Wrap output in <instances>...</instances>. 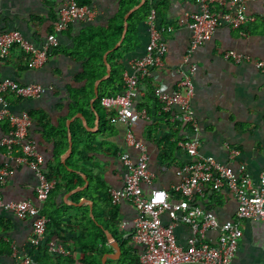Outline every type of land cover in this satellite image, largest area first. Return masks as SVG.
I'll return each instance as SVG.
<instances>
[{
	"label": "crops",
	"instance_id": "crops-1",
	"mask_svg": "<svg viewBox=\"0 0 264 264\" xmlns=\"http://www.w3.org/2000/svg\"><path fill=\"white\" fill-rule=\"evenodd\" d=\"M63 1L65 0H0V30H18L31 42L40 45L46 34L52 32L53 22ZM120 1L92 0L91 5L95 11L93 18L87 22L75 20L67 29L57 33L59 46L49 53L41 67L33 68L25 63L22 52L17 47L11 49L8 57L0 59V80L9 78L21 84L38 83L45 88L44 94L37 99L7 95L14 112L25 111L28 115L32 114V117L29 115L31 125L28 134L37 142L38 149L44 157V169L51 165L55 150L58 148L55 140L45 135L50 127L61 125L66 129L67 147L60 156L61 162L68 149L69 135L72 139L73 124L82 129V137H85V134L93 135L91 143L85 140L80 144L84 156L89 158L88 161L78 164L80 171L77 173L82 177L83 184L60 194L57 198L58 203L64 202L68 206L87 204L91 217L93 201L81 197L78 202H74L70 196L87 188L90 177L102 181L107 189L121 187L124 167L119 155L122 152H129L136 157L137 151L126 145L124 141L126 127L123 123H110L108 116L111 112L104 109L100 103H97L99 110H95L94 103L97 98L93 100L94 85L93 96L88 104L83 105L84 110L70 113L71 99L67 89L84 85V82H76V76L83 71L84 61L67 52L74 47V38L85 27L106 28L119 11ZM145 1L125 0V3L132 5L123 17V29L126 25L125 34L129 15ZM245 2L247 11L258 17L255 21L238 28L218 27L210 40L192 52L191 31L182 17L185 12L197 9V1L158 0L156 3L157 23L171 26L173 29L164 34L167 53L163 58V64L154 66L150 74L139 82L141 93L137 98V108H145L148 117L135 119L131 129L147 149L149 168L154 174L149 186L166 190L173 199L178 197L173 190L180 180L178 169L189 160L176 145L175 140L184 135L189 136L191 132L169 120L170 114L161 111L152 91L156 88L175 90L181 76L178 70L191 63L197 66L191 106L198 127V137L201 140L199 153L230 165L235 171L242 168L250 175L254 185L260 182L259 173L264 169V71L254 65V60L264 62V23L260 20V17L264 18V0ZM147 18L148 15L137 22L136 32L132 37L134 44L120 59L124 65L123 75L129 71L133 59L145 54V46L149 40ZM113 47L106 51L107 56L115 50ZM227 50L245 54L250 60L235 63L225 59L223 54ZM106 52L103 54V60ZM102 118H105L103 127ZM8 128L7 120H0V139L7 133ZM230 148H237L239 151L233 159L229 158ZM6 157L4 149L0 147V167ZM35 185L36 177L33 171L22 166L16 167L1 186L2 197L4 200L36 202ZM80 187L83 188L74 190ZM84 199L90 201L91 205L88 201L82 202ZM195 202L204 209L212 210L219 221L233 219L238 205L235 197L227 189L213 190L208 186H204L201 194L195 195ZM111 207L118 213L116 220L118 233L126 237L133 230V220L137 213L134 207L125 201L116 205L111 204ZM162 219L165 224L168 223L166 214L162 215ZM64 220L66 221V218ZM32 224L30 217L20 219L11 212L0 211V264H16L26 255L31 256L30 253L36 248L29 244ZM241 229L242 237L239 239L231 264H264V219H245L241 223ZM104 232L107 238L106 232L109 231ZM187 235L186 226L178 225L176 228L178 242L186 243ZM206 235L208 241L214 243L218 240L219 232L208 231ZM130 243L132 244L131 240ZM136 248L138 255L140 248L137 246ZM73 256L78 258L77 254ZM75 264L81 263L76 260Z\"/></svg>",
	"mask_w": 264,
	"mask_h": 264
},
{
	"label": "built area",
	"instance_id": "built-area-1",
	"mask_svg": "<svg viewBox=\"0 0 264 264\" xmlns=\"http://www.w3.org/2000/svg\"><path fill=\"white\" fill-rule=\"evenodd\" d=\"M196 1L197 9L185 12L182 17L191 31L190 52L210 40L218 27L238 28L258 18L247 11L245 0ZM157 2L158 0H149V40L145 46V54L130 62L129 71L123 75L122 91L100 99V105L111 112L108 116L109 122H121L125 125L124 141L127 146L137 151L136 157L129 152L119 155L124 167L123 183L121 187L108 188L110 202L113 205L128 202L137 213L133 220V230L127 235L130 236L132 244L140 248L138 261L134 264H231L242 237V221L264 219V169L259 173V184L254 185L250 175L242 168L235 171L230 165L199 153L201 140L191 106L197 66L191 63L178 70L181 76L175 90L156 88L152 91L161 111L170 114L169 120L191 132L189 136L184 135L175 140L179 149L189 157V160L179 167L180 180L173 187L178 198L173 199L162 188L149 186L154 174L149 168L147 149L131 129L135 119L148 117L145 108H137V98L141 93L139 82L150 74L154 66L163 64L167 53L164 34L173 29L171 26L157 23ZM94 13L92 5H79L76 0L63 1L53 22L52 32L46 34L40 45L31 42L18 30H0V59L8 57L11 49L17 47L21 50L25 63L33 68L41 67L49 53L59 46L57 33L67 29L75 20L90 21ZM260 20L264 23V18L260 17ZM223 57L235 63L250 60L247 55L235 50L225 51ZM254 65L264 71L262 60H254ZM44 92L45 88L38 83L21 84L9 78L0 80V120H7L9 125L7 133L0 139V147L7 156L0 167V211L11 212L20 219L32 218L29 244L33 247L46 240V225L49 219L42 212L43 203L47 200L55 181L47 177L44 157L37 142L29 137L31 119L28 113L14 112L7 95L37 99ZM238 154L237 148L229 149L230 159ZM21 166L33 171L36 177V202L4 200L2 197L1 186L6 177L14 168ZM204 186L213 190L225 188L235 197L238 205L233 219L219 221L212 210L196 204L195 195L201 194ZM164 214L168 217L167 224L162 219ZM180 224L188 230L184 244L179 243L176 236V228ZM208 231L219 232L216 242L208 241ZM46 248L58 255L70 254L61 243L53 239L46 242ZM16 264L38 263L33 257L26 255Z\"/></svg>",
	"mask_w": 264,
	"mask_h": 264
},
{
	"label": "trees",
	"instance_id": "trees-1",
	"mask_svg": "<svg viewBox=\"0 0 264 264\" xmlns=\"http://www.w3.org/2000/svg\"><path fill=\"white\" fill-rule=\"evenodd\" d=\"M76 1L79 5H91L92 2V0ZM120 6L116 16L106 28L85 27L82 29L74 38V47L67 52L84 61L82 73L76 76V82H84V85L67 89L71 99L70 113L84 110L83 105L88 104L89 99L93 96L94 82L105 74L106 65L103 54L119 40L123 30L124 14L132 5L121 0ZM149 8V0H146L140 8L129 15L128 29L121 45L108 54L107 63L111 66V73L99 84L98 97L94 103L95 110H99L97 103H100L103 96L115 95L122 91L124 65L120 59L123 58L125 52L132 48L134 44L132 37L136 32L137 22L148 15ZM30 116L32 117V114ZM101 116L104 117L103 114ZM101 122V127H103L105 118H102ZM82 133L79 126L72 125V152L64 163L60 161V156L67 147L65 127L61 125L50 127L45 133L46 136L49 135V138L55 140L56 147H58L53 155L51 165L45 169L47 177L54 180L55 185L43 206V213L49 219L46 225V241L32 250L30 255L39 264H75L76 260L81 264H102V255L114 252V248L107 242L104 232L107 230L118 242L121 253L116 260L107 258L106 264L137 263L138 249L130 243V236L122 237L118 233L116 224L118 213L114 207H111L108 189L102 181L90 177L88 179L90 184L87 188L70 196L74 202H78L81 197L91 199L93 201V217L90 215L87 204L68 206L64 202L58 203L57 201L60 194L83 184L82 177L77 173L80 171L78 164L88 161L89 158L84 156L80 144L85 140L91 143L93 135L85 134V137H82ZM52 238L61 243L70 254L62 256L49 252L46 242ZM73 254H77L78 258H75Z\"/></svg>",
	"mask_w": 264,
	"mask_h": 264
},
{
	"label": "water",
	"instance_id": "water-1",
	"mask_svg": "<svg viewBox=\"0 0 264 264\" xmlns=\"http://www.w3.org/2000/svg\"><path fill=\"white\" fill-rule=\"evenodd\" d=\"M125 31H126V25L124 26V29L122 31V34H121V38H120V41L118 43H116L113 47V49H116L118 48L119 46V43L122 41V39L124 38V34H125ZM107 53L104 55V60H105V64H106V73L105 75H103L101 78L97 79L94 83V99H96L98 97V85L99 83L102 81V80H105L107 79L109 76H110V72H111V67L110 65L107 63L106 61V56H107ZM71 148H72V139H71V136L69 135V145H68V149L67 151L65 152V154L63 155V158H62V162H64V159L70 154L71 152ZM83 187H80V188H76L74 190H79V189H82ZM85 201H88L87 199H84L82 202H85ZM81 202V203H82ZM91 205V202L88 201ZM79 203V204H81ZM107 234V239H108V242L109 244L115 248V252L114 253H105L103 256H102V264H106V260L107 258H111V259H118L119 256H120V253H121V249L117 243V241L114 239V237L109 233V232H106Z\"/></svg>",
	"mask_w": 264,
	"mask_h": 264
},
{
	"label": "clouds",
	"instance_id": "clouds-1",
	"mask_svg": "<svg viewBox=\"0 0 264 264\" xmlns=\"http://www.w3.org/2000/svg\"><path fill=\"white\" fill-rule=\"evenodd\" d=\"M162 198V197H161Z\"/></svg>",
	"mask_w": 264,
	"mask_h": 264
}]
</instances>
